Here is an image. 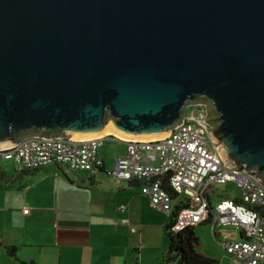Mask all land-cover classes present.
Segmentation results:
<instances>
[{"label":"water","instance_id":"water-1","mask_svg":"<svg viewBox=\"0 0 264 264\" xmlns=\"http://www.w3.org/2000/svg\"><path fill=\"white\" fill-rule=\"evenodd\" d=\"M193 104L264 187V0H0V149L160 140Z\"/></svg>","mask_w":264,"mask_h":264},{"label":"crops","instance_id":"crops-1","mask_svg":"<svg viewBox=\"0 0 264 264\" xmlns=\"http://www.w3.org/2000/svg\"><path fill=\"white\" fill-rule=\"evenodd\" d=\"M105 141L116 150L99 149L92 171L0 162V264H156L166 255L171 217L150 206L142 181L114 180L113 159L125 154L126 140L106 135L101 147ZM222 194L241 199L225 190L210 201Z\"/></svg>","mask_w":264,"mask_h":264},{"label":"built area","instance_id":"built-area-1","mask_svg":"<svg viewBox=\"0 0 264 264\" xmlns=\"http://www.w3.org/2000/svg\"><path fill=\"white\" fill-rule=\"evenodd\" d=\"M206 116L204 105L193 104L187 107L181 125L172 127L167 137L126 140V152L114 157L110 173L118 182L141 180V193L152 208L170 217L175 213L172 231L210 216L213 227L233 226L242 232L240 240L220 243L235 264H264V187L255 171L225 165L210 137L211 126L203 122ZM103 140L104 136L80 141L30 137L0 149V162L12 161L26 170L59 164L71 171H92L101 163ZM226 183L239 188L241 199L220 196L212 205L210 194L218 193L212 190L214 185ZM125 209L124 204L118 206L119 211ZM120 221L129 224L126 217Z\"/></svg>","mask_w":264,"mask_h":264},{"label":"rangeland","instance_id":"rangeland-1","mask_svg":"<svg viewBox=\"0 0 264 264\" xmlns=\"http://www.w3.org/2000/svg\"><path fill=\"white\" fill-rule=\"evenodd\" d=\"M106 142V141H105ZM112 141L106 142L104 147L109 152H114L116 149ZM12 163V162H10ZM214 189L219 193L227 190L232 193H239V189L233 183L215 184ZM216 202L215 197L211 199L212 205ZM194 234L198 238L197 250L205 255H211L218 261L217 264H235L232 257L224 252L221 248V242L224 240L237 241L240 240L241 231L233 226L217 225L213 228L211 223L198 224L194 227Z\"/></svg>","mask_w":264,"mask_h":264},{"label":"trees","instance_id":"trees-1","mask_svg":"<svg viewBox=\"0 0 264 264\" xmlns=\"http://www.w3.org/2000/svg\"><path fill=\"white\" fill-rule=\"evenodd\" d=\"M2 175L3 173L0 170V176ZM167 189L172 195H174V192L170 188ZM221 196L228 197L227 195L223 194ZM235 200L239 201L237 199ZM174 215L175 213L173 216ZM172 217L170 218L169 225L166 227V236L168 238L167 253L156 264H217L218 261L216 258L207 256L197 250L199 242H194L196 236L195 234L192 235L191 231H194V227L198 224L186 225L179 231L174 232L171 230V224L173 223ZM206 223H210V216H208L199 224Z\"/></svg>","mask_w":264,"mask_h":264},{"label":"bare ground","instance_id":"bare-ground-1","mask_svg":"<svg viewBox=\"0 0 264 264\" xmlns=\"http://www.w3.org/2000/svg\"><path fill=\"white\" fill-rule=\"evenodd\" d=\"M121 139V138H120Z\"/></svg>","mask_w":264,"mask_h":264}]
</instances>
